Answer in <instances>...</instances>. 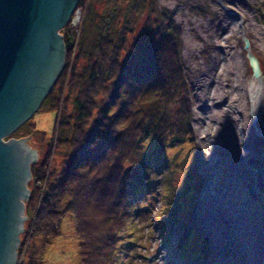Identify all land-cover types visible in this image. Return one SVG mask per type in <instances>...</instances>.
Instances as JSON below:
<instances>
[{
  "label": "trees",
  "instance_id": "16d2710c",
  "mask_svg": "<svg viewBox=\"0 0 264 264\" xmlns=\"http://www.w3.org/2000/svg\"><path fill=\"white\" fill-rule=\"evenodd\" d=\"M95 1H77L84 9L78 33L70 19L61 30L64 65L46 99L55 112L54 145L65 149L48 170L46 154L31 164L17 264H44L38 253L60 234L64 212L71 214L80 264L122 263L120 252L139 228L132 218L140 211L138 194L151 185L143 182L145 163L173 148L180 134L191 143L170 12L153 0H109L101 13Z\"/></svg>",
  "mask_w": 264,
  "mask_h": 264
},
{
  "label": "rangeland",
  "instance_id": "374dc122",
  "mask_svg": "<svg viewBox=\"0 0 264 264\" xmlns=\"http://www.w3.org/2000/svg\"><path fill=\"white\" fill-rule=\"evenodd\" d=\"M153 2L157 9L170 12L178 28L179 57L186 84L184 117L191 128V143L189 146L184 145L180 134L172 142L173 148L162 149L164 155L157 153V159H148L145 163L143 182H151V185L147 189L143 187L138 194L140 211L132 218L137 221L139 228L133 233L132 244L120 252V264H205L206 259L213 254V240L210 228L199 219V200L204 193H208L205 199L217 207L215 212L219 217L227 215L231 210L230 200L233 203L235 200L233 194H228L224 199L219 189L212 188L210 178L208 180L209 173H217L216 179L220 182L214 184L216 188L229 184L227 188L235 191L237 187L227 182L232 176L230 174L233 173L235 162L249 160L245 166L249 193H253L255 201L264 205V0ZM94 4L101 13L109 10V0H96ZM83 11L81 6L76 7L69 20L76 33ZM116 13L114 22L121 17L120 10L117 9ZM244 38L248 39L247 49L244 48ZM247 50L257 57L261 68V80L256 82L254 90L251 89L254 77L247 60ZM73 56L71 52L68 67ZM84 61V58L79 59L80 64ZM67 69L66 77L69 72ZM215 86L220 93L213 96ZM224 100H229L227 112L235 116L234 130L231 126L230 129L236 143L234 157L221 160L219 137L225 122L223 116L210 108L224 107ZM50 103L45 96L29 120L21 123L10 134L14 137L28 136V144L36 150V161L46 154L47 170L51 164H57L63 158L65 149L54 145L56 131L52 126L55 112L49 108ZM70 108L71 104L67 102L66 109L69 111ZM225 124L227 126L228 123ZM245 124L249 131L244 128ZM49 142L50 153H47ZM159 144L165 146L161 141ZM216 163L217 169L214 170L213 165ZM29 181L27 186L30 189ZM232 209L233 214H229L233 215L231 220L226 224L218 223V228L222 233L223 228L227 229L232 238L231 246H236L233 255L225 258L233 257L244 264L251 260L250 254L255 257L256 253L249 246L250 234L246 229L236 227L242 222V217L234 214L233 206ZM209 217L206 216V220L215 221ZM23 226L20 242L27 228V216ZM233 227L237 230H233ZM59 230L60 234L55 240L39 251V257L44 264H80L78 240L69 212L61 215ZM221 238H224V234ZM256 247L258 255H262L264 248ZM174 256L180 262L174 263ZM252 260L254 262L255 259ZM208 261L206 264L212 260Z\"/></svg>",
  "mask_w": 264,
  "mask_h": 264
},
{
  "label": "water",
  "instance_id": "95a60500",
  "mask_svg": "<svg viewBox=\"0 0 264 264\" xmlns=\"http://www.w3.org/2000/svg\"><path fill=\"white\" fill-rule=\"evenodd\" d=\"M78 0H0V264H17L36 150L10 134L36 111L64 65L61 30ZM244 38V48L248 47ZM258 82L257 57L247 50Z\"/></svg>",
  "mask_w": 264,
  "mask_h": 264
},
{
  "label": "bare ground",
  "instance_id": "6f19581e",
  "mask_svg": "<svg viewBox=\"0 0 264 264\" xmlns=\"http://www.w3.org/2000/svg\"><path fill=\"white\" fill-rule=\"evenodd\" d=\"M258 60V59H257ZM258 66L259 69L260 68V64H259V60H258ZM256 80L254 79V82H252L251 85V89L254 90V87L256 85ZM220 93L219 88H217V86H215L214 88V92H213V96H216ZM229 100H227V102H225V100L222 102L224 103V107L219 108V109H214V108H210V110L212 111H216V113L220 116H223L222 118H224V122L228 123L227 126L224 123V128H223V133L221 134V137H219L220 143H219V153L221 154L220 159L221 160H225L226 158H231L234 157V153H235V139L233 138L232 135V130L230 129V126H233L234 120H235V116L233 114H230L227 112L226 107L228 105H230L228 103ZM226 105V106H225ZM245 114V113H244ZM246 119V117H245ZM244 119V121H245ZM234 130V127H232ZM244 128L249 131V127L247 124L244 125ZM230 147L232 149H230ZM234 151V152H233ZM36 153V152H35ZM219 162V160H218ZM249 164V160H246L245 162H235V167L233 170V173H231L229 180L227 181L228 183H233L234 186H236V190L232 191L231 188H227L228 185L225 184L226 187H215V183L216 182H220L219 179H216L217 177V173H209L208 175V180L210 178V183H212V188L214 189H219V191L221 192L222 198H227L226 196L228 194H233V201L230 200V205H231V210L227 213L226 216H222L219 217L218 213L215 212L217 210L216 206H213L211 202L207 201L205 198L207 197L208 193H204L203 196H201L202 199L199 200V206L198 208L200 209V214H199V219L204 223V225L208 226V229L210 228V231L212 233V256L209 257V259H211L212 261H210L213 264H243L242 261H240L239 259H235L233 257L231 258H225L228 256L233 255V251H235L234 249L236 248V246H231V236H229V231L225 228H223V232L218 228L219 225L218 223H222V224H226V222L230 221L231 218L233 217V215H229V214H233L231 212H233L232 210V206L234 207V211L236 213H234L236 216H239L240 218L242 217V222L238 223L236 225V227L238 229L242 228V229H246V232H248L250 234V242H249V246L250 249L253 250V253L255 252L256 255L255 257H253L252 254H250V261H245L244 264H264V261L261 262V259H264V249L263 254H259L258 255V250H256L255 248L256 245L259 246V248H264V205L261 202H257L255 201L254 198V194L253 193H249V188H248V172L246 169V165ZM214 170L217 169V163L215 165H213ZM230 170H228L227 172H229ZM229 174V173H228ZM235 188V187H234ZM221 199V197H219ZM233 204V205H232ZM213 206V207H211ZM214 208V210H212ZM206 216H210L209 218H211L212 220L215 221H210V220H206ZM246 219V221H245ZM228 226V225H227ZM235 229V227H233V230ZM237 230V229H235ZM245 233V234H248ZM224 234V238L223 237ZM243 234V233H242ZM228 235V236H227ZM239 235V234H238ZM243 237V236H242ZM222 239V243L220 244V240ZM224 239V242H223ZM238 239V236H237ZM231 243V244H230ZM223 247H222V246ZM224 246L226 247V249L224 248ZM228 247V248H227ZM225 250H224V249ZM243 249V248H242ZM244 251V250H243ZM260 252V251H259ZM215 255V257H214ZM261 256V257H259ZM259 257V258H258ZM255 259L254 262L252 259ZM206 259V261L204 262L205 264L207 262H209ZM260 259V260H259ZM172 261L175 262H180L177 258V256H174V259H172ZM196 264V263H195Z\"/></svg>",
  "mask_w": 264,
  "mask_h": 264
}]
</instances>
